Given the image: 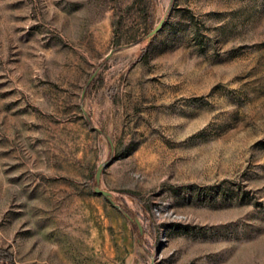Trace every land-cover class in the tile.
I'll list each match as a JSON object with an SVG mask.
<instances>
[{
    "label": "rangeland",
    "instance_id": "374dc122",
    "mask_svg": "<svg viewBox=\"0 0 264 264\" xmlns=\"http://www.w3.org/2000/svg\"><path fill=\"white\" fill-rule=\"evenodd\" d=\"M0 264H264V0H0Z\"/></svg>",
    "mask_w": 264,
    "mask_h": 264
},
{
    "label": "water",
    "instance_id": "95a60500",
    "mask_svg": "<svg viewBox=\"0 0 264 264\" xmlns=\"http://www.w3.org/2000/svg\"><path fill=\"white\" fill-rule=\"evenodd\" d=\"M162 19L158 21V23L151 29L148 31V33L146 34V39L148 40L150 38V36H152L161 26L162 24ZM110 54V51L106 53L105 57H107ZM91 77V76H90ZM89 77V78H90ZM103 164H98L97 167L95 168L94 174H93V181H94V185L92 187L93 191L97 194H100L101 196L105 197L107 200L110 201V203H112L111 200V194L103 189H100L97 184H98V177H99V173H100V169L102 167ZM114 207H118L116 204H113Z\"/></svg>",
    "mask_w": 264,
    "mask_h": 264
},
{
    "label": "trees",
    "instance_id": "16d2710c",
    "mask_svg": "<svg viewBox=\"0 0 264 264\" xmlns=\"http://www.w3.org/2000/svg\"><path fill=\"white\" fill-rule=\"evenodd\" d=\"M144 46V45H143ZM142 54H143V52H144V49H142ZM123 214L130 220L131 219V217L129 216V214L127 213V212H123Z\"/></svg>",
    "mask_w": 264,
    "mask_h": 264
}]
</instances>
